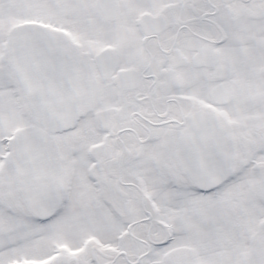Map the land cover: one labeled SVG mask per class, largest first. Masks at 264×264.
<instances>
[{
  "label": "snow or ice",
  "instance_id": "obj_1",
  "mask_svg": "<svg viewBox=\"0 0 264 264\" xmlns=\"http://www.w3.org/2000/svg\"><path fill=\"white\" fill-rule=\"evenodd\" d=\"M0 264H264V0H0Z\"/></svg>",
  "mask_w": 264,
  "mask_h": 264
}]
</instances>
